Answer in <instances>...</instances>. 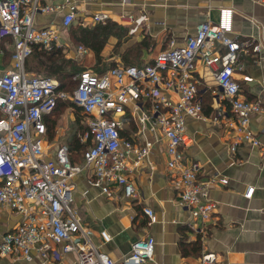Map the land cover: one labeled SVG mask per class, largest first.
Returning <instances> with one entry per match:
<instances>
[{
	"label": "built area",
	"instance_id": "obj_1",
	"mask_svg": "<svg viewBox=\"0 0 264 264\" xmlns=\"http://www.w3.org/2000/svg\"><path fill=\"white\" fill-rule=\"evenodd\" d=\"M105 0H0V54L4 48L10 60L0 67V208L21 217L20 222L3 235L0 255L10 261L31 262L35 254L43 264H61L73 254L74 264H143L153 258L155 239L148 236L132 245L127 257L118 262L100 249L95 230L74 208L73 178L90 171V184L107 197L134 200L139 194L130 178L131 161L141 163L148 156L151 143L139 144L123 136L131 120L141 126L159 129L166 139L167 169L177 189L179 205L193 219L208 222L214 218L216 205L207 194L211 184H227L225 178H202L201 164L188 161L186 149L194 143L188 133L187 119L209 120L203 110L201 90L195 72L199 59L208 68L219 90L214 91L217 113L234 133L229 142L233 152L243 143L261 146L251 130V118L260 113V101L241 94L235 66L241 44L211 20L198 24L183 44L174 43L161 50L152 63L144 66H115L105 74L86 69L73 94V100L87 120L88 130L80 136L87 148L81 164L71 161L68 143L55 151L47 141L45 116L56 108L58 99L68 94L59 90L52 77L37 76L26 68L35 45L51 51L65 44L62 29L78 25L91 28L113 21L110 13L94 11L91 6ZM133 0H123L130 4ZM264 4V0H259ZM139 14L122 13L119 23L127 26L130 36H140L149 23L144 7ZM62 14L59 22L37 25L38 15ZM262 50L260 44L254 52ZM78 54H87L83 45ZM175 96V97H174ZM152 123V124H151ZM150 124V125H148ZM52 152V153H51ZM251 188L246 195L252 197ZM151 223L154 211L146 207ZM104 242L112 237L105 230ZM200 264H219L217 253L205 251Z\"/></svg>",
	"mask_w": 264,
	"mask_h": 264
},
{
	"label": "crops",
	"instance_id": "obj_2",
	"mask_svg": "<svg viewBox=\"0 0 264 264\" xmlns=\"http://www.w3.org/2000/svg\"><path fill=\"white\" fill-rule=\"evenodd\" d=\"M46 1L54 4L62 0ZM141 7L146 9L150 19L145 33L151 41V51L144 52L145 63L153 62L157 54L172 43L183 44L196 26L206 20H211L241 44L243 49L238 53L235 66L236 79L241 94L260 101L263 106V110L251 118V130L261 146L243 143L235 152L231 150L229 142L234 133L221 117L218 122L213 121L218 111L213 93L219 88L210 70L198 59L194 75L203 107L208 102L204 114L209 120L187 119V130L194 143L186 149V160L201 164L202 178L228 180L227 184L216 182L208 188L207 196L216 205L214 218L201 222L179 205L178 191L167 169L165 137L156 128L140 131L141 126L134 120L124 129L123 136L135 138L141 145L151 143L150 153L141 163L131 161L129 176L136 185L138 199L107 197L90 184L91 172L82 171L73 178V206L94 228L95 242L100 249L118 262L129 255L134 242L152 236L155 239L153 258L143 264H200L205 251L217 253L219 264H264V4L259 0H133L124 5L123 0H105L91 9L106 11L112 22L123 25L119 23L120 15L139 14ZM61 17L62 14L38 15L36 22L44 26L59 22ZM130 37L123 48L141 41V34ZM116 43L117 38L111 37L106 53ZM257 43L261 45L260 52L253 51ZM90 51L82 57L83 64L99 73L93 70L95 56ZM5 57L0 58L1 66L7 64ZM58 131L53 142L55 147L52 145L54 151L63 141L70 144L65 140L71 136H62L59 125ZM76 163L81 164V159ZM251 188L254 189L252 197L247 198ZM146 207L154 211L155 222L151 223L145 214ZM20 220L18 214L0 208V242ZM101 230L112 237L109 242L103 241L99 235ZM75 260L76 256L70 254L63 257L61 264H74ZM0 264H43V259L35 254L31 262L10 261L0 255Z\"/></svg>",
	"mask_w": 264,
	"mask_h": 264
},
{
	"label": "trees",
	"instance_id": "obj_3",
	"mask_svg": "<svg viewBox=\"0 0 264 264\" xmlns=\"http://www.w3.org/2000/svg\"><path fill=\"white\" fill-rule=\"evenodd\" d=\"M78 28L79 29H75V27L72 26L68 30L67 29H62V30L69 33V36H68L69 41L71 40V42L74 41L75 43H78L79 45H83L86 49H89L94 53L95 62H96L94 65V68L95 67L97 68L99 65L101 66V63L103 62L102 52L104 50L106 43L111 37H115L119 39V41H121L124 38L121 42H119L118 47H123V45L129 41L128 39L129 37L126 36L128 32L127 30L128 28L116 22L110 21L105 24H97L95 25V27L93 26V28L92 27L84 28L81 26H78ZM134 46H137L136 50L138 49L141 50L140 53L144 54L145 51L150 52L151 51V41L149 39V36L145 32H142L141 41L132 44L130 47L128 46L127 50L132 49ZM1 47L4 48L5 56L8 58V62H9L10 52L6 49L5 43H2ZM125 51H126V48H125ZM123 60L125 62V65L123 66H126V67L127 66H144L146 64L152 63L150 62V63H143V64H135L134 63L135 61H133V58H131L129 54L127 57L126 56L123 57ZM113 67L115 66H112L105 70H95V71L99 72L100 74H104ZM26 68H27V71L32 74L34 73V71H36L34 68L36 69L40 68V71L44 74L40 76L52 77V78L57 79L60 83L59 90L68 93L69 89L71 90L73 86L76 84H77L76 86V89H77L79 82H80L81 74L79 76L78 81H70L69 83H67L66 80L71 76H75V74L80 69H83V65L78 63V61L76 60L66 59L63 55V51L61 48H54L53 50L48 51V50L43 49L39 45H35V47L33 48V54L27 61ZM84 70L86 69H83L82 72ZM67 100L68 99H58L55 110L50 115L45 116L44 121L47 125V136L53 134V132L55 131V128L58 126L56 115L57 113H59V109L61 107L66 108V107L74 106L72 102H66ZM207 106H208V102H206V104L204 103L203 110L207 108ZM76 109H77L76 111H77V117H78L77 120L80 122L81 120L80 114L82 112V108L76 107ZM84 129L82 130L84 131ZM79 135L80 133H75L71 143L69 144L70 152H71V161L73 163L78 162V160L82 157L83 152L87 148L86 146L81 145ZM82 149H83V152L81 153V156L78 159L79 157L78 152H81Z\"/></svg>",
	"mask_w": 264,
	"mask_h": 264
},
{
	"label": "rangeland",
	"instance_id": "obj_4",
	"mask_svg": "<svg viewBox=\"0 0 264 264\" xmlns=\"http://www.w3.org/2000/svg\"><path fill=\"white\" fill-rule=\"evenodd\" d=\"M73 27H75V29H79L78 28V25H75ZM61 35H62L61 37L63 38V40H64V38L67 39V42L65 41V44L63 46H61V49L63 51L64 57L66 59L76 60V61H78V63H80L81 65H83V69H88V68H86L84 66V64H83V58H82V57L86 56L88 53L87 54H79V55H77L78 54L77 48H78L79 44L78 43H75L74 41L71 42V40L69 41L68 40L69 33L66 32V31H63L62 30V34ZM126 36L127 37H130V35H129L128 32H127ZM109 40L106 43V45L104 47V50L102 52L103 62L101 63V66L99 65L97 68L96 67L93 68V70H105V69L110 68L112 66L125 65V62L123 60V57H125V56L127 57L128 54L131 56V58H133V61H135L134 62L135 64H143V63L146 62L143 59L145 57V55L143 53H140L141 50L140 49L136 50L137 46H134L130 50H127V48H126V51H125V48L118 47L119 42L122 41V40L119 41V39H117V43L106 53V47L109 44ZM6 47H7V45H6ZM122 49H124V50L122 51ZM0 58H1V54H0ZM5 63H8V58L7 57H5ZM34 66H36V65H34ZM34 69L36 70L33 73L34 75H37V76L44 75L40 71V68H38V69L34 68ZM83 69H80L75 74V76L69 77L66 80L67 83H69L70 81H78L79 76H80V74H81V72H82ZM76 86H77V84L74 85L71 90L69 89V91L67 93L68 94V98H67L68 100L66 101V102H72L74 104V106H70V107H66V108L65 107H61L59 109V113H57V115H56L57 124L62 127V132H63V135L62 136H64L65 134L68 135V137L71 136L70 139H66L65 140V141L70 142V143H71V140L73 139V136L75 135V133H80V135H79V138H80V136H82L88 130L87 120H86L85 115L83 114V112H81V114H80V116H81L80 122L77 120L78 117H77V111H76L77 109H76V107H78V106L75 103V101L73 100V96H72L73 95V92H75L74 90L76 89ZM56 128H58V126ZM56 128H55V131L53 132V134L49 135V137H48V138H50L49 139V146L51 145L50 146L51 149H52L51 151L54 150L52 148V145L54 144L53 142L55 141L56 136L59 135V131L56 132ZM82 129H84V131ZM64 143H66V142H64ZM81 145L82 146H85L82 143H81ZM53 147H55V146L53 145ZM83 149H84V147H83ZM83 149L81 150V152H78V156H79L78 159L80 158L81 153L83 152Z\"/></svg>",
	"mask_w": 264,
	"mask_h": 264
}]
</instances>
